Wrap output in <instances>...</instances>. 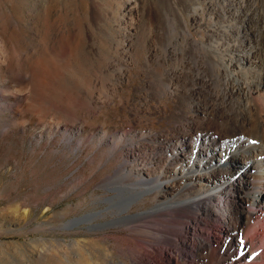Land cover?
Returning a JSON list of instances; mask_svg holds the SVG:
<instances>
[{
    "label": "rangeland",
    "instance_id": "obj_1",
    "mask_svg": "<svg viewBox=\"0 0 264 264\" xmlns=\"http://www.w3.org/2000/svg\"><path fill=\"white\" fill-rule=\"evenodd\" d=\"M242 3L0 0V264H110L124 258L131 264L132 257L167 264L158 248L169 252L168 264H264V196L246 205L251 222L229 238L215 214L204 215L201 225L188 224L194 212L120 223V213L110 212L118 211L111 199L120 193L118 185L102 186L123 167L129 145L140 141L134 133L174 124L173 99L152 97L167 68L191 75L203 66L212 73L216 40L226 53L230 43L264 57L262 0ZM181 15L197 43L182 34ZM146 157L160 153L146 151ZM239 175L205 189L217 186L223 194L233 182L243 183ZM145 196L126 214L151 210L154 201ZM94 212L99 217L93 223L104 229L91 231L87 223L61 228ZM200 244L211 249L198 253Z\"/></svg>",
    "mask_w": 264,
    "mask_h": 264
},
{
    "label": "bare ground",
    "instance_id": "obj_2",
    "mask_svg": "<svg viewBox=\"0 0 264 264\" xmlns=\"http://www.w3.org/2000/svg\"><path fill=\"white\" fill-rule=\"evenodd\" d=\"M247 1L243 0L242 4ZM262 3L258 16L264 22V0ZM202 10L200 8L195 14H202ZM180 19L182 34L196 42L185 17L181 15ZM216 42L213 56L217 57L209 60L211 68L216 69L212 73L203 66L191 75L184 74L181 68H167L160 91L152 93V97L173 99L177 109L172 115L174 124L158 133H134L140 141L129 145L123 167L102 183L103 187L110 189L111 185H118L120 193L111 195L119 205L118 211H113L111 206L107 208L112 213H120V223L128 225L136 217H147L146 214L173 215L176 218L194 212L188 224L201 225L204 215L215 214L224 235L232 238L251 222L252 212L246 209V205L252 203L251 200L259 203L260 197L264 196V57L256 49L230 43L225 50L231 53L228 55ZM121 140L117 138L116 142L121 143ZM146 151L160 153V157L147 158ZM238 173L243 183L233 182L223 194L217 186L211 191L205 189L207 185H217L221 177L234 179ZM146 185L148 189L143 188ZM146 193L154 201V207L147 212L127 215L137 199H148ZM161 194L169 201L161 202ZM98 217L97 212L77 216L61 228L71 229L87 223L91 231L104 229L103 224L98 227L93 223ZM133 226L130 227L133 229ZM144 243L146 241L139 238L138 247H144ZM184 245L188 247V242L185 241ZM210 247L200 244L198 253ZM227 248V251L232 250L233 244ZM248 249L253 251V246H248ZM157 251L159 258L168 264L169 252L162 248ZM126 261L124 258L110 264H129ZM131 264L149 263L141 257H132Z\"/></svg>",
    "mask_w": 264,
    "mask_h": 264
}]
</instances>
